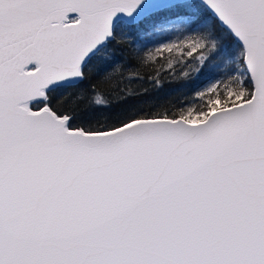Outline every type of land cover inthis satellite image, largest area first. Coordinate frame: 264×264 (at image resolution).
<instances>
[{
    "label": "snow or ice",
    "instance_id": "obj_1",
    "mask_svg": "<svg viewBox=\"0 0 264 264\" xmlns=\"http://www.w3.org/2000/svg\"><path fill=\"white\" fill-rule=\"evenodd\" d=\"M0 264H264V0H0Z\"/></svg>",
    "mask_w": 264,
    "mask_h": 264
},
{
    "label": "trees",
    "instance_id": "obj_2",
    "mask_svg": "<svg viewBox=\"0 0 264 264\" xmlns=\"http://www.w3.org/2000/svg\"><path fill=\"white\" fill-rule=\"evenodd\" d=\"M179 70L173 75H178ZM165 81V87L162 91L151 94L157 105L171 108L174 105L179 107L189 102L193 91L190 85L182 83L179 79L173 80L171 76L165 77Z\"/></svg>",
    "mask_w": 264,
    "mask_h": 264
}]
</instances>
